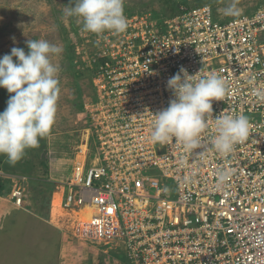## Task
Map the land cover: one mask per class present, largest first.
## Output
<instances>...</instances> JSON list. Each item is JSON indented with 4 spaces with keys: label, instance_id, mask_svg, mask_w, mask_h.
Instances as JSON below:
<instances>
[{
    "label": "built area",
    "instance_id": "2783aa9c",
    "mask_svg": "<svg viewBox=\"0 0 264 264\" xmlns=\"http://www.w3.org/2000/svg\"><path fill=\"white\" fill-rule=\"evenodd\" d=\"M142 19L107 34L93 61L92 124L71 176L56 187L49 224L116 253L115 264H264V5L227 21L210 6L182 7L161 23ZM181 68L214 73L227 87L196 153L151 139L152 114L174 99L167 81ZM222 111L250 123L248 139L227 154L208 147ZM22 178L9 197L24 210Z\"/></svg>",
    "mask_w": 264,
    "mask_h": 264
},
{
    "label": "rangeland",
    "instance_id": "374dc122",
    "mask_svg": "<svg viewBox=\"0 0 264 264\" xmlns=\"http://www.w3.org/2000/svg\"><path fill=\"white\" fill-rule=\"evenodd\" d=\"M229 2L230 0H124V15L129 20L141 16L147 23H161L178 15L182 7L210 6L219 21H227L255 12L264 5V0H237L239 14L225 15L224 9ZM72 5L73 0H0V57L10 54L13 47L22 48L27 54L28 39H45L62 50L52 58L53 63L60 67V94L49 133L40 139L38 147L27 149L23 158L15 164H10L5 156L0 155V194L11 192L19 184L18 179L25 177V180H21L26 190V215L34 214L33 226L37 223L48 225L49 231L55 236L50 242L42 234L41 244L35 246L34 243L33 249L22 250L19 258L15 259L17 261L11 264L116 263L112 258L116 253L105 254L99 251V247L75 240L49 224L50 205L56 187L71 176L78 149L84 145L85 132L92 124L88 114L92 113L97 97V72L93 61L104 49V37L112 33L84 32L77 18L64 16V7ZM8 98L6 89L0 88V112L5 110ZM97 146V141L92 138L90 150L93 156ZM62 197V193L55 196L57 207ZM56 212L55 215L58 214ZM20 223L23 222L20 220ZM119 258L124 261V253L120 252Z\"/></svg>",
    "mask_w": 264,
    "mask_h": 264
},
{
    "label": "clouds",
    "instance_id": "9594fccd",
    "mask_svg": "<svg viewBox=\"0 0 264 264\" xmlns=\"http://www.w3.org/2000/svg\"><path fill=\"white\" fill-rule=\"evenodd\" d=\"M63 12L65 17L77 18L87 33L109 31L118 35L127 29L124 0H73ZM224 12L239 14L237 0H230ZM27 48V54L13 47L10 54L0 57V88L9 93L7 106L0 112V155L10 164L21 160L27 149L38 147L40 139L49 133L60 94V67L52 58L61 48L45 39H28ZM167 87L174 99L166 109L152 114V141L174 140L188 153L205 149L202 134L209 126L212 102L222 101L227 93L224 79L214 73L190 75L181 68L168 79ZM213 124L215 134L208 147L220 154L230 153L249 137V119L243 114L222 111L213 118Z\"/></svg>",
    "mask_w": 264,
    "mask_h": 264
},
{
    "label": "crops",
    "instance_id": "0c3cea01",
    "mask_svg": "<svg viewBox=\"0 0 264 264\" xmlns=\"http://www.w3.org/2000/svg\"><path fill=\"white\" fill-rule=\"evenodd\" d=\"M9 193L0 194V264H11L17 261L15 259L19 258V254L23 252L22 250L33 249L34 243H36L35 246L38 243L41 244L43 236H47L50 242L55 236L52 234L53 232L49 231L48 225H42L35 220L37 225L33 226L34 214L26 215L27 209H18L9 197ZM20 220L23 223H20ZM29 239L32 241L29 242Z\"/></svg>",
    "mask_w": 264,
    "mask_h": 264
},
{
    "label": "trees",
    "instance_id": "16d2710c",
    "mask_svg": "<svg viewBox=\"0 0 264 264\" xmlns=\"http://www.w3.org/2000/svg\"><path fill=\"white\" fill-rule=\"evenodd\" d=\"M104 63H105V60L104 59H102V60H100V64L99 65H104Z\"/></svg>",
    "mask_w": 264,
    "mask_h": 264
},
{
    "label": "bare ground",
    "instance_id": "6f19581e",
    "mask_svg": "<svg viewBox=\"0 0 264 264\" xmlns=\"http://www.w3.org/2000/svg\"><path fill=\"white\" fill-rule=\"evenodd\" d=\"M58 203V202H57ZM57 207V206H56ZM58 209V208H57ZM57 213V212H56Z\"/></svg>",
    "mask_w": 264,
    "mask_h": 264
}]
</instances>
